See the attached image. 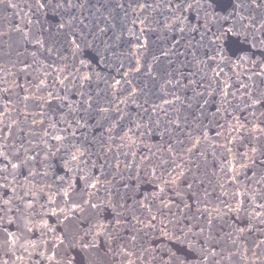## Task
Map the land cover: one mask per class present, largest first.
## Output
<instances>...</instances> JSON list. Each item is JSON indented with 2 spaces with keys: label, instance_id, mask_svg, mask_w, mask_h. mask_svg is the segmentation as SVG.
Instances as JSON below:
<instances>
[{
  "label": "water",
  "instance_id": "obj_1",
  "mask_svg": "<svg viewBox=\"0 0 264 264\" xmlns=\"http://www.w3.org/2000/svg\"><path fill=\"white\" fill-rule=\"evenodd\" d=\"M176 3L0 0V264H264V0Z\"/></svg>",
  "mask_w": 264,
  "mask_h": 264
},
{
  "label": "snow or ice",
  "instance_id": "obj_2",
  "mask_svg": "<svg viewBox=\"0 0 264 264\" xmlns=\"http://www.w3.org/2000/svg\"><path fill=\"white\" fill-rule=\"evenodd\" d=\"M58 2L61 4L63 3V0H58ZM201 2V0H177L176 3V8L177 10H180L181 7V3L187 4V7L191 8L193 7L194 4H199ZM69 5L71 6L72 0H68ZM43 7V5H41ZM4 153L2 150H0V156H3ZM75 158V157H74ZM13 168L18 167V165H12ZM154 219V218H153ZM170 260L175 261V264H180L179 262V258L175 256V254L173 253L172 256L170 257Z\"/></svg>",
  "mask_w": 264,
  "mask_h": 264
}]
</instances>
